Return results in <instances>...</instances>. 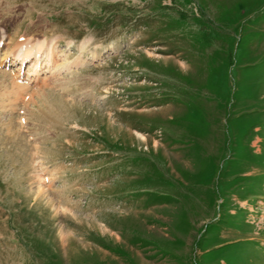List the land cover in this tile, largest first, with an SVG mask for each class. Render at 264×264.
<instances>
[{"label": "rangeland", "instance_id": "374dc122", "mask_svg": "<svg viewBox=\"0 0 264 264\" xmlns=\"http://www.w3.org/2000/svg\"><path fill=\"white\" fill-rule=\"evenodd\" d=\"M25 40L63 66L0 68V264H264V0H0Z\"/></svg>", "mask_w": 264, "mask_h": 264}, {"label": "bare ground", "instance_id": "6f19581e", "mask_svg": "<svg viewBox=\"0 0 264 264\" xmlns=\"http://www.w3.org/2000/svg\"><path fill=\"white\" fill-rule=\"evenodd\" d=\"M32 48H34V45L33 44H29L28 41L25 40L21 45H19L18 50L16 51V54H15L14 58L15 59H18V61H20V63H22L31 54ZM44 52H45L44 55L47 54L51 58L56 57L54 55V53H53V50L50 49V48L44 49ZM60 54L61 53H58L57 55H60ZM38 59L39 58H38V54H37V55H35V60L32 62L33 69H38L39 68V66L36 65ZM57 59H59V56H57ZM12 60H13V58H12ZM53 60L55 61L54 63L49 61V62L45 63L41 67L42 72L49 69V71H51V73H53L54 71H57V70H60L61 69L60 67L63 66V65H61L62 64V61H60L59 63H57L56 60H55V58ZM11 62H13V61H11ZM27 79H31V78H26L25 80H27Z\"/></svg>", "mask_w": 264, "mask_h": 264}]
</instances>
